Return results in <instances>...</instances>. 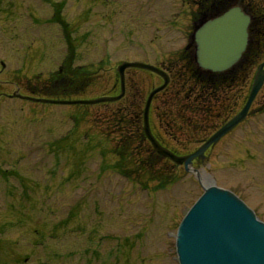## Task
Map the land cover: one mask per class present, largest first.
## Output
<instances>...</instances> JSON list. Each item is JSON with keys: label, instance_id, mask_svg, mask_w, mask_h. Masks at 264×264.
Here are the masks:
<instances>
[{"label": "rangeland", "instance_id": "obj_1", "mask_svg": "<svg viewBox=\"0 0 264 264\" xmlns=\"http://www.w3.org/2000/svg\"><path fill=\"white\" fill-rule=\"evenodd\" d=\"M254 2L264 13V0ZM194 10L192 0H0V264H178L177 226L206 183L235 193L264 222V83L256 116L194 161V174L164 160L146 167L147 146L136 141L123 152L132 96L141 115L161 84L150 72L127 70L116 103L51 105L2 93L18 85L26 95V82L41 84L67 56L90 77L70 98L112 96L120 62L177 58ZM261 50L256 66L264 41ZM175 79L149 117L183 155L198 145L175 126L186 117L176 94L185 78Z\"/></svg>", "mask_w": 264, "mask_h": 264}, {"label": "water", "instance_id": "obj_2", "mask_svg": "<svg viewBox=\"0 0 264 264\" xmlns=\"http://www.w3.org/2000/svg\"><path fill=\"white\" fill-rule=\"evenodd\" d=\"M249 22V16L239 5L226 10L221 16L199 21L191 36L197 66L210 72H223L233 67L241 59L248 45ZM127 68L150 71L163 79V84L147 96L143 109V133L159 156L175 165H183L185 171L191 173L196 172L191 169L192 161L195 158L203 159L204 152L212 144L243 120L264 83L263 61L257 66L241 111L198 149L185 156H177L162 147L150 131L148 114L151 100L168 84L167 75L154 66L140 62H122L118 65L121 92L116 97H100L93 100H47L23 97L19 94H13L12 97L56 105L115 102L124 94V70ZM175 250L178 264H264V223L233 193L212 184L204 188L203 194L179 223L175 235Z\"/></svg>", "mask_w": 264, "mask_h": 264}, {"label": "flooded vegetation", "instance_id": "obj_3", "mask_svg": "<svg viewBox=\"0 0 264 264\" xmlns=\"http://www.w3.org/2000/svg\"><path fill=\"white\" fill-rule=\"evenodd\" d=\"M192 2L195 5V10L189 15L190 20L187 24L186 43L179 50L178 58L168 60L164 63V65H160L159 67L165 71L169 78V84L163 92H166L173 86L172 82L175 77L176 83L174 86H176L179 81L184 80L183 77L185 78V80L182 81L183 83L180 85V89H184V91L182 93L176 92V94L178 99L179 94H182V102L180 104L183 107V110H181V114L178 115L181 116L185 113L186 117L183 119L181 125L175 124V126L178 131H183L184 142L186 145L197 144L199 146L211 137L227 121L235 116L243 107L249 91V84L251 81L250 75L254 66V58H252L251 61L253 66L251 65L248 67L244 64V62H240L237 64L238 66L236 65L222 73H212L206 70L198 69L194 60L195 46L191 42L190 35L194 26H196L199 21L214 18L236 4H239L244 12L249 16L251 25L256 5L254 0H192ZM65 62L66 58L62 60V64L56 71L58 74L56 76H62L64 74L68 77L73 76V68H69L68 65L66 66L64 64ZM195 70L200 73L195 74ZM126 71L125 95L122 99L126 96ZM35 87L37 89L40 88L32 86L30 82H26L24 85V89L27 93L26 96H32V89ZM116 87H118V92L114 95H118L120 91L118 79L117 84L113 85V89ZM17 91L20 93V86H15L14 92L10 94L5 92L2 93H4V97L11 99L10 95L15 92L17 93ZM254 101L250 105L244 119L223 137H221L216 144L229 138L241 127L248 126L252 118L256 116V111L259 110V108L254 106ZM151 109L152 108L150 106V111ZM149 124L154 137L163 146H166L159 135H157L154 131L151 125L150 117ZM173 125L174 124H172V126ZM169 136L175 137L172 133H170ZM172 139L176 141V139ZM143 142L148 143L147 140L143 138L140 146L144 145ZM146 146V159H150V157L153 158L151 148H149L147 144Z\"/></svg>", "mask_w": 264, "mask_h": 264}, {"label": "trees", "instance_id": "obj_4", "mask_svg": "<svg viewBox=\"0 0 264 264\" xmlns=\"http://www.w3.org/2000/svg\"><path fill=\"white\" fill-rule=\"evenodd\" d=\"M262 41H264V13L261 9L255 7L253 20L249 29V45L247 46L246 53L243 55L242 59V62H244V64L248 67L252 65V58H254V62H256L263 53L261 50ZM79 69H74V74H72V77L62 75L60 77L57 76L59 77V79H57L54 78L57 74L52 75L42 84H40V86H37L38 88L40 87L39 89L36 87L33 88L32 94L37 95L38 93L40 94L38 96L52 99H68L70 96L79 94L90 79L88 76L89 72H85L81 75V72L77 71ZM194 73L199 74L200 72L195 70ZM132 98L130 113H128L129 119L126 122L127 125H125V130H123L124 132L122 133V138L120 140L122 143L123 152H125L127 150L126 148H128V146H130L133 142L136 141L138 144H141L143 141L141 115L136 112L137 107L134 106L135 97L132 96ZM133 107L135 111H132ZM160 160L161 158L153 153V158L150 157V159L142 162V164L148 168H153ZM167 179L168 178L166 177V181ZM166 181L162 182L161 184L165 183Z\"/></svg>", "mask_w": 264, "mask_h": 264}, {"label": "bare ground", "instance_id": "obj_5", "mask_svg": "<svg viewBox=\"0 0 264 264\" xmlns=\"http://www.w3.org/2000/svg\"><path fill=\"white\" fill-rule=\"evenodd\" d=\"M205 185H206V186H209V185H210V183H206Z\"/></svg>", "mask_w": 264, "mask_h": 264}]
</instances>
